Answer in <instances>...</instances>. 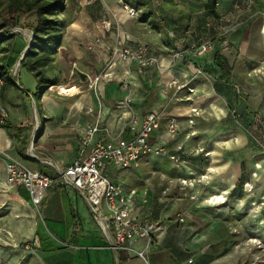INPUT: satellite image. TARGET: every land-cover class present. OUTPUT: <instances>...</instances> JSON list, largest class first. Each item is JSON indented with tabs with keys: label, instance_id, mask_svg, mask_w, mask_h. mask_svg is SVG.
I'll list each match as a JSON object with an SVG mask.
<instances>
[{
	"label": "crops",
	"instance_id": "0c3cea01",
	"mask_svg": "<svg viewBox=\"0 0 264 264\" xmlns=\"http://www.w3.org/2000/svg\"><path fill=\"white\" fill-rule=\"evenodd\" d=\"M206 1L131 0L129 4L138 13L129 18L120 0H88L86 3L69 0L78 11L74 10L68 18L55 59H61V52L68 54L69 62L85 76L80 83L67 88H74L75 92H52L43 88L37 93L35 79L26 87L20 78L14 79L15 83L6 89H0V121L3 118L18 128L15 131L0 127V245L11 242L13 249L21 246L25 252L31 250L27 264H36V261L37 264H176L207 252L208 244L201 239L202 233L206 227H212V220L218 218H213V214L219 210L205 204L201 198L221 192L228 201L236 198L232 207L237 210L241 199L235 194L240 182L257 184L254 190L257 192L264 188V151L254 146L253 139L258 142V138L248 135L257 127L254 123L259 121V112L247 110L242 91L231 88L236 83L242 84V71L250 63L264 60L261 59L264 57V0H255L250 11L242 9L244 0H216L217 18L204 9ZM197 10H203L206 18L216 20L215 34L209 35V31L205 34L215 37L211 39L215 41L217 54L215 57L213 54L195 55L194 63L190 64L174 58L173 45L176 39V43L181 41L179 35L185 29L187 45L196 43L195 38L201 35L202 28ZM240 17L244 23L239 22L241 26L223 35L228 47L220 46V29L233 25ZM104 21L109 22L108 27L101 24ZM13 40L21 43L24 39L16 36ZM138 42L145 43L157 58L141 75L132 70L137 68L135 63L110 56L114 46L134 47ZM189 52L187 49L186 53ZM195 66H201L204 71L196 74ZM124 80L129 82L131 90L122 87ZM138 85H141L139 90ZM227 89L233 90L230 97H226ZM128 96L131 102L125 105ZM226 101L237 109L235 124L229 122V113L234 116L224 107ZM195 103L199 104L200 114L193 126L188 127L186 118ZM150 112L158 113L161 118L160 127L153 132L150 141L164 145L169 152L180 145L182 150L178 154L189 160L187 169L175 167L166 156L160 155L142 156L137 167L107 164L109 179L119 184L130 198L131 216L158 221L163 226L161 231L151 234L149 240L138 239L130 248L114 249L110 238L93 220L81 194L56 180L37 206L31 204L25 188L6 184L7 157L39 171L51 170L53 173L49 175H53L55 167L66 168L88 153L94 141L87 145L81 141L87 126L99 127L94 140L104 136L105 141L116 145L131 137L126 124L132 115L144 116ZM171 116L181 125L174 138L165 128ZM261 117L264 120V116ZM213 118L219 121L215 135L210 128ZM30 144V152L37 158L27 155ZM150 157L160 179L171 178L178 184V196L157 195L151 185L155 174L141 173V168L149 163L145 162L146 158ZM39 158L48 159L53 166L40 162ZM170 172H173L171 176ZM189 172L206 173L208 179L193 188L182 189L178 178L188 176ZM166 189L162 193H166ZM191 192L197 194L196 200L189 199ZM52 198L55 207H48ZM226 208L227 205L222 206L223 211ZM40 211L49 214L45 220L50 226L43 225L45 220L41 219ZM184 211L185 222L175 223V215ZM25 243H30L31 248L25 247ZM139 250H145L144 258L137 256ZM16 256L13 254L14 259H18ZM21 259L15 260L16 264H20Z\"/></svg>",
	"mask_w": 264,
	"mask_h": 264
},
{
	"label": "built area",
	"instance_id": "2783aa9c",
	"mask_svg": "<svg viewBox=\"0 0 264 264\" xmlns=\"http://www.w3.org/2000/svg\"><path fill=\"white\" fill-rule=\"evenodd\" d=\"M242 2V9L250 11L255 0H244ZM120 4L129 18L137 16L138 10L136 8L127 2L122 3L120 1ZM236 7L238 8L239 5L236 4ZM215 23V19H209L205 22V28L210 29ZM102 24L106 27L109 26V22L106 21ZM238 25L239 22L235 21L233 25L225 26L222 30L220 29L218 37L220 46L226 47L227 41L223 38V35ZM30 35H32L31 32ZM193 52L196 56L215 53L214 39L206 38L199 42L194 46ZM117 58L128 63H135L139 72H144L157 62V58L150 53L148 46L142 42H138L134 47L114 46L112 48V59ZM18 65L16 63L10 69V73L13 76L16 75ZM202 72L200 66H195L196 74ZM2 83L3 79L0 78V85ZM127 86L126 83H122L123 88H127ZM130 102L131 97H126L124 100L125 105H128ZM193 111L186 118L188 127L193 126L194 119L200 114L194 109ZM160 120V115L156 112H150L144 116L132 115L126 124L131 137L126 140H120L116 145L105 141L104 136H100L97 140H94L99 127L95 124L87 126L81 141L85 145L91 144L94 141L88 153L75 159L66 168L59 169L55 167L53 175L30 168L14 158L7 157L5 163L6 184L8 186L25 188L29 194L31 204L35 206L44 199L47 190L55 180L62 186L74 188L88 204L93 220L99 225L104 234L110 238L112 247L114 249L130 248L138 239L145 238L149 240L151 234L155 231H161L163 226L158 221L145 218L138 219L131 216L129 207L130 198L124 193L119 184L109 179L107 164L114 163L122 168L137 167L139 159L142 156L160 155L166 156L175 167L186 170L189 160L185 157L181 158L178 154L182 150L180 145L173 152H169L164 145L150 141L153 132L160 127ZM180 126L179 120L175 116H171L166 122V132L174 138L179 133ZM105 132L108 133V130H105ZM189 134L192 133L189 132ZM31 149L32 144L29 145L27 155L37 158L36 155L30 152ZM39 160L44 164L53 166L48 159L39 158ZM207 179L208 175L206 173L194 174L193 172H189L188 176L178 178V183L182 189L193 188L197 183ZM252 188V182H244V190L249 192ZM188 197L190 200H196L197 194L191 192ZM226 199V196L220 192L210 195L207 199H203V201L214 206L225 203ZM186 218V212H180L175 215L174 222L183 224ZM136 254L144 258L145 250H139ZM176 264H193V260L188 258Z\"/></svg>",
	"mask_w": 264,
	"mask_h": 264
},
{
	"label": "rangeland",
	"instance_id": "374dc122",
	"mask_svg": "<svg viewBox=\"0 0 264 264\" xmlns=\"http://www.w3.org/2000/svg\"><path fill=\"white\" fill-rule=\"evenodd\" d=\"M64 1H65V11L63 15H61V17L65 18L68 21V18L71 17V15L75 12L74 10H76V8H75V3H69V0H64ZM79 1L84 3L88 2V0H79ZM120 1L122 3L124 2V0H120ZM152 6H153V10L157 11V7L155 5ZM76 11H78V9ZM196 15L199 18H201L200 20H201L202 28L200 33L201 35L200 36L198 35L195 38L196 43L194 44V46L197 45L199 42L205 40L206 38H215V37L207 36V34L205 33L209 31V35H214L215 34L214 29L216 28V23L210 29L205 28V22L209 19L206 18V15L203 10L198 11ZM237 21L241 22V24L244 23L241 17L238 18ZM0 22L2 23V29H0L2 32L8 30V33L14 32L16 34L21 35L22 38L24 39L23 42L15 43L12 46L13 55L16 57V60L14 62L15 65L21 53L24 50V45L29 40L30 30L26 26L33 22V17L29 14H22L16 17H12L6 11L4 0H0ZM14 23H17V25H14ZM91 23L93 24V22ZM241 24L239 26H241ZM170 32H171V36H173L174 30ZM229 32H231V30ZM179 36L181 37V41L179 40L178 41L179 43H176L177 42L176 39V42H174L178 46V48H176L175 44L173 45V48L176 49L175 52L177 53V55H174V58L180 59L185 63H190V64L194 63L193 62V59L195 58V54L193 53L194 46L192 44L187 45L186 39L188 38V34L186 32V29L180 32ZM228 45L229 43H227V47ZM17 49H20V52H18V54L17 51L15 52V50ZM187 49H189L190 51L189 54L186 53ZM183 52L185 53V55H182ZM61 53H60V55L62 56L61 59L60 58L55 59L48 70V74L50 76L57 77L58 80L57 84L46 87V91L49 90L55 92V90H57L61 92L62 90L63 92L66 93H73L75 92L74 88H70V89L67 88L71 87L74 83L77 82L80 83V81L83 80V77L85 76H83L78 71H76L73 63L69 62L70 56L68 54H64L63 52ZM110 56L112 58V48L110 51ZM228 59L230 60V58ZM261 59H264V57H262ZM115 60H121V59L117 58ZM251 64L253 63H250L248 65V68L242 71L241 75L242 76L244 75L243 76L244 78L240 79L242 84H237L236 79H234V82L236 84L235 87L231 86V88H233L234 90L235 88H238L239 91H242L243 96L246 100L247 110H250L252 112H259V116H258L259 121H256L254 123V125H256L257 127L251 129L249 133L248 132L247 133L249 136L254 135L255 138H258L257 139L258 142L254 141L255 139H253L254 146L258 150L264 151V120H262L261 117L264 116V60H260V62L254 63L253 64L254 68L253 67L251 68ZM200 68L202 67L200 66ZM132 70L135 71L136 74L141 75V72L137 71V68L133 67ZM202 71L204 70L202 69ZM238 71L239 70H237V73ZM15 74L16 75L14 77L20 78L21 83L26 87H29L30 82L32 83L34 81V78L31 76V74L27 72L24 68L21 69L19 65L16 69ZM136 79L137 81H140L139 75H137ZM124 82H126V84L128 85L127 87H129V89L131 90V86L129 82L127 80H124L123 83ZM140 88L141 85L140 86L138 85L137 90H139ZM232 92L233 90L231 91L230 89H227L226 97H230V94ZM256 93H259V95H257ZM196 104L197 103H195V106H193V108L190 107V112H194L193 111L194 109L196 112L200 113L198 107L199 104L198 105ZM223 105H225L224 107H227V112H232L234 116L232 117L231 113H229V117H230L229 122L231 121V123L235 124L234 120L236 118L235 114L237 112L235 105H233L232 102L230 101H226L225 104ZM217 122L219 121H216V118L215 119L213 118L210 123L211 125L210 128L212 129L213 135H215L214 132L218 129L219 126L216 125ZM145 162H149V163L148 165H145L144 168H141V173L149 174V175L155 174L156 171L153 170L155 166L152 163L154 161H152L151 157L146 158ZM45 172L48 174L53 173V171L48 169ZM172 173L173 172L169 173L170 176L172 175ZM243 184H244L243 182H240V185L238 186V191L235 194L239 197V199H241V202L239 203L240 205L237 210L235 207H232V204L236 201L234 199L236 198H232L233 200L230 201H228L229 198H227L225 203L214 205V208H218L219 211H217L216 215L213 214V218H215L214 216L218 218L212 220L213 222L212 227L208 226L204 229V231L202 230L203 233L201 239H204L205 240L204 242L208 244V247L206 249L207 252L201 254V256L197 258H193L194 264H264V188H260V190L258 189V192L254 191L258 186L257 184L253 183V188L251 189V191L248 192L243 189ZM151 185L152 188H154L155 192H157V195H160L162 197L173 198L178 196L180 193L178 190V184H176L175 181H172L171 178L162 180L160 179L158 174L152 176ZM165 188H167L166 193H162V190ZM209 196L210 195L201 198V200L207 199ZM205 204L208 203L205 202ZM225 205H227V208L225 209V211H223L222 206ZM49 206L55 207L54 198L49 199L48 207ZM40 213H41L40 216H42L41 219L43 220L50 217L49 214L46 213V211H42V212L40 211ZM220 214L223 215L220 216ZM37 217H38V213H37ZM43 225L44 226L46 225L48 227L50 226V222L48 220H45L43 222ZM5 235L7 237H10V234L8 232H5ZM28 247L30 249L31 244H29ZM13 248L14 247L11 245V242L9 244L0 245V264H16L15 260L18 262L20 258H22L21 259L22 261L20 260L21 261L20 264H27L29 256L30 254H32L31 250H29V252H25L22 250L24 248H22L21 246H15V249ZM37 252L38 251H36V253ZM13 254L18 255V257L16 256V258L18 259H14Z\"/></svg>",
	"mask_w": 264,
	"mask_h": 264
},
{
	"label": "trees",
	"instance_id": "16d2710c",
	"mask_svg": "<svg viewBox=\"0 0 264 264\" xmlns=\"http://www.w3.org/2000/svg\"><path fill=\"white\" fill-rule=\"evenodd\" d=\"M131 0H124L130 3ZM6 11L12 17L22 14H29L33 17V22L26 27L32 33L31 43L25 55L19 61V67L24 68L37 83L39 93L43 88L57 84V77L50 76L48 70L54 62L57 50L61 45L63 31L67 25V20L62 18L65 11L64 0H4ZM216 0H207L204 9L217 18L215 11ZM13 24V23H12ZM17 25V23H14ZM0 29L2 23L0 22ZM16 36H21L14 32L8 33V30L0 32V78L3 79L1 84V91L15 83L14 77L10 73V69L14 65L16 57L13 55L12 46ZM22 37V36H21ZM28 42V41H27ZM24 45V47L27 45ZM17 50H15L16 52ZM19 51H17L18 54ZM216 52L213 56H216ZM223 70L228 72L224 64ZM18 85V84H17ZM37 112H39L38 105H36ZM0 127L5 129L18 130L17 127L11 125L8 121H0ZM236 188V187H235ZM234 188V190H235Z\"/></svg>",
	"mask_w": 264,
	"mask_h": 264
},
{
	"label": "water",
	"instance_id": "95a60500",
	"mask_svg": "<svg viewBox=\"0 0 264 264\" xmlns=\"http://www.w3.org/2000/svg\"><path fill=\"white\" fill-rule=\"evenodd\" d=\"M30 43H31V35H30V38H29V40H28V42H27V45L24 47V50H23V52L21 53V55H20V57H19V59H18V61H17L18 64H19V61L22 59V57H23V56L25 55V53L27 52Z\"/></svg>",
	"mask_w": 264,
	"mask_h": 264
},
{
	"label": "bare ground",
	"instance_id": "6f19581e",
	"mask_svg": "<svg viewBox=\"0 0 264 264\" xmlns=\"http://www.w3.org/2000/svg\"><path fill=\"white\" fill-rule=\"evenodd\" d=\"M213 200V199H212Z\"/></svg>",
	"mask_w": 264,
	"mask_h": 264
}]
</instances>
